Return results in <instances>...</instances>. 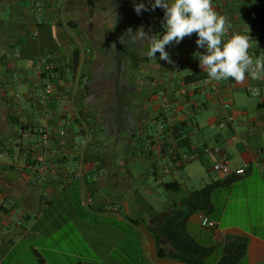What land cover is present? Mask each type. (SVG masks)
<instances>
[{
  "label": "crops",
  "instance_id": "crops-1",
  "mask_svg": "<svg viewBox=\"0 0 264 264\" xmlns=\"http://www.w3.org/2000/svg\"><path fill=\"white\" fill-rule=\"evenodd\" d=\"M140 2L151 8L149 0H0V264H185L160 255L173 246L159 228L196 190L181 177L192 181L218 157L194 154L164 173L168 129L180 123L192 142L181 152L220 145L232 169L249 165L214 191L215 227L202 225V212L187 223L191 237L215 247L205 264H221L227 235L248 239L238 264H264V73L211 79L193 56L205 52L196 33L166 46L172 64L150 59L149 41L133 43L126 31L162 36L164 10L137 15ZM212 6L226 18L222 43L249 34L255 63L264 0ZM43 60L56 72L48 100ZM193 74L205 78L186 82ZM42 128L52 137L46 148Z\"/></svg>",
  "mask_w": 264,
  "mask_h": 264
},
{
  "label": "clouds",
  "instance_id": "clouds-1",
  "mask_svg": "<svg viewBox=\"0 0 264 264\" xmlns=\"http://www.w3.org/2000/svg\"><path fill=\"white\" fill-rule=\"evenodd\" d=\"M151 8L144 2L134 3L137 15L142 11L155 10L159 7L164 10V34L149 35L140 27L133 34L128 28L127 33L133 43L147 39L149 50L147 56L156 61V53L161 60L172 64L166 46L172 43L179 44L185 37L198 34L195 43L205 52H194L198 58L199 67L207 71L208 76L215 80L232 78L236 82H243L247 73L253 80L262 79L264 73V52L256 58L255 63L249 55L250 40L247 35L233 34L230 39L222 43L225 33L226 18L218 16L213 9L212 0H149ZM250 31V29H249ZM248 31V33H249ZM115 48V44L111 46ZM252 95H259V89L250 88Z\"/></svg>",
  "mask_w": 264,
  "mask_h": 264
},
{
  "label": "trees",
  "instance_id": "trees-1",
  "mask_svg": "<svg viewBox=\"0 0 264 264\" xmlns=\"http://www.w3.org/2000/svg\"><path fill=\"white\" fill-rule=\"evenodd\" d=\"M203 78H205L204 74H193L186 77V82L199 81ZM168 132L177 146L181 148L191 146V137L188 134L186 123L173 126L168 129ZM238 179V175L227 174L223 178L212 180L176 204L168 219L162 222L159 228L162 236L172 244L173 251L167 253L160 248V255L171 257L185 264H205L215 247L198 243L187 232V223L198 212L210 215L214 210L212 200L214 191L220 187L230 186ZM158 234H156L157 242L161 237ZM248 244V239L245 237L227 235L223 244V255L220 263L238 264L246 257Z\"/></svg>",
  "mask_w": 264,
  "mask_h": 264
},
{
  "label": "built area",
  "instance_id": "built-area-1",
  "mask_svg": "<svg viewBox=\"0 0 264 264\" xmlns=\"http://www.w3.org/2000/svg\"><path fill=\"white\" fill-rule=\"evenodd\" d=\"M37 9L40 11L41 5L40 3H37ZM17 55H20L19 51H17ZM175 66H180V62L179 61H175ZM39 72L41 73V75H43L46 79L45 85H44V91H43V96L45 98V100H48L52 97L54 90H55V84H54V77L56 76V72L54 70V66L48 62L47 60H43L40 65L38 66ZM257 89V88H255ZM258 96V95H255ZM169 106V104H167ZM229 106V105H227ZM233 119V118H231ZM167 118H163L161 120V126L162 127H166V122H167ZM41 132V140L39 143V147L41 148H46L48 147L49 142L51 141L52 137L50 135V133L42 128L40 130ZM170 137L171 134L169 133ZM172 139V137H171ZM62 143H65V141L63 140ZM150 144L147 143L146 147H149ZM164 151L165 154L168 155L169 157V164L165 165L163 167V172L167 173L171 171V168L181 162V161H189L191 156L194 154L197 156H200L201 154H203L204 152H211L214 155H216L218 158L216 160V162L214 163V170H216L217 172L223 173V174H235L238 176H242L244 174L247 173L248 169H249V165L245 164L242 167H239L237 169H232V167L230 166V163L226 157V154L223 150V148L220 145H214V146H201V147H197L194 149V153L187 154V153H183L180 151V147L177 146L176 143H174L172 140H169L168 142H165V147H164ZM2 155H0L1 157ZM107 209H109V211H116L119 210L120 208L117 205H110L107 207ZM201 222L202 225L205 227H215L216 226V222L214 220H212L208 215L203 214L201 217Z\"/></svg>",
  "mask_w": 264,
  "mask_h": 264
},
{
  "label": "rangeland",
  "instance_id": "rangeland-1",
  "mask_svg": "<svg viewBox=\"0 0 264 264\" xmlns=\"http://www.w3.org/2000/svg\"><path fill=\"white\" fill-rule=\"evenodd\" d=\"M210 167H212L211 163H207L205 164V166L203 165V167L198 170V174L193 177L192 181L189 180L187 176H184L183 178L181 177V180H183L184 182H188L190 189H199L204 186L207 182L217 180L219 176L218 174H222L214 169L211 170Z\"/></svg>",
  "mask_w": 264,
  "mask_h": 264
}]
</instances>
